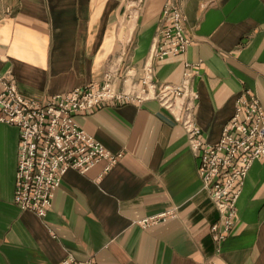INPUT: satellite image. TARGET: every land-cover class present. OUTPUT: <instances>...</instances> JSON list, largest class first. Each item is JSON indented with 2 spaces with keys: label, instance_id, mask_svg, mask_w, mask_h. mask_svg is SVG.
I'll list each match as a JSON object with an SVG mask.
<instances>
[{
  "label": "crops",
  "instance_id": "0c3cea01",
  "mask_svg": "<svg viewBox=\"0 0 264 264\" xmlns=\"http://www.w3.org/2000/svg\"><path fill=\"white\" fill-rule=\"evenodd\" d=\"M172 3L192 38L184 54L153 58ZM153 64V81L179 83L194 65L195 123L217 143L235 99L255 93L264 107V0H0V75L44 103L112 73L118 90ZM104 147L122 152L103 173L69 170L46 217L14 202L19 129L0 122V264H60L70 254L97 264H264V160L253 162L235 225L220 244L219 211L198 172L188 134L157 100L110 101L76 115ZM171 213L142 227L139 221Z\"/></svg>",
  "mask_w": 264,
  "mask_h": 264
},
{
  "label": "built area",
  "instance_id": "2783aa9c",
  "mask_svg": "<svg viewBox=\"0 0 264 264\" xmlns=\"http://www.w3.org/2000/svg\"><path fill=\"white\" fill-rule=\"evenodd\" d=\"M163 18L169 22L155 39L153 58L157 60L184 54L192 41L180 7L168 3ZM185 66L179 83L164 84L159 91L153 81V64L149 62L138 81H132L126 74L121 90L116 88L113 74L106 73L101 84L91 83L55 94L44 103L26 99L9 73L0 75V122L19 129L15 204L44 218L69 170L84 174L103 162L106 173L119 162L123 153L108 151L79 125L77 114L110 101L142 104L157 100L181 122L192 151L200 159L199 175L219 211V220L210 226V232L214 242H223L235 225L237 202L247 174L254 161L264 160V107L255 93L244 90L236 97L234 113L218 142L206 143L194 119L199 99L192 80L195 66L190 63ZM170 214L164 212L139 223L148 227L166 220ZM60 264L97 263L70 254ZM208 264L217 262L214 259Z\"/></svg>",
  "mask_w": 264,
  "mask_h": 264
}]
</instances>
